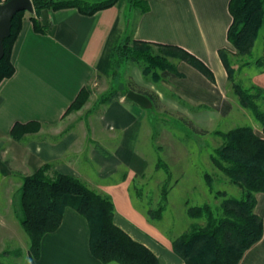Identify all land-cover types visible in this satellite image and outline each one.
Listing matches in <instances>:
<instances>
[{
	"label": "crops",
	"instance_id": "0c3cea01",
	"mask_svg": "<svg viewBox=\"0 0 264 264\" xmlns=\"http://www.w3.org/2000/svg\"><path fill=\"white\" fill-rule=\"evenodd\" d=\"M147 2L150 10L146 13L130 9L127 0H118L114 7L93 16L74 8L43 10L39 18L48 27L46 34L35 31L30 20L33 15L26 13L12 50L15 74L0 84V148L7 144L6 156H12L17 172L23 170V175L34 174L44 165L54 163L55 173L82 180L88 177L90 188L112 199L116 226L151 250L159 264H186L174 252L173 239L155 228L135 208L131 197V182L144 162L137 148L139 131L135 130L136 110L140 106L121 100L106 107L100 118L102 128L118 136V143L106 151L93 148L88 160L93 167L85 171L76 163L80 153L73 152L74 142L35 138L19 142L10 137L16 123H59L81 89L90 85L96 75H113L115 49L126 36L177 46L203 61L214 73L215 83L183 61L177 62V73H164L163 79L191 107H204L202 113L208 122L229 118L233 106L227 96L229 81L219 51L231 46L230 0ZM261 39L264 61V28ZM252 84L264 89L263 68L253 75ZM251 126L256 135L264 138L259 123ZM254 213L264 224V193L256 195ZM27 257L30 264H103L91 252L87 219L72 208L65 209L60 227L44 236L40 257L33 262L29 250ZM2 262L6 264L5 257ZM239 264H264V233Z\"/></svg>",
	"mask_w": 264,
	"mask_h": 264
},
{
	"label": "trees",
	"instance_id": "16d2710c",
	"mask_svg": "<svg viewBox=\"0 0 264 264\" xmlns=\"http://www.w3.org/2000/svg\"><path fill=\"white\" fill-rule=\"evenodd\" d=\"M117 3L118 0H33L35 14L30 20L37 33L46 34L48 27L39 18L43 10L74 8L83 15L93 16ZM127 4L130 9L142 13L150 10L147 0H127ZM229 10L232 23L228 40L237 51L249 54L264 28V0H230ZM23 15L19 13L15 16L11 36L5 41V55L0 63V84L15 74L11 56L21 31L20 18ZM164 50L178 52L181 61L199 71L210 82H216L212 70L188 51L173 45L137 41L130 36H126L115 49V68L130 62L143 64L149 69L177 73L176 67L163 59ZM224 51L220 50L219 56L228 78L232 80V70ZM257 65L264 70L263 59L258 60ZM234 88L241 105L251 112L264 132V110L260 108V104H264V89L253 85V93H250L240 85ZM132 90L136 91L134 88ZM137 92L146 95L152 102L158 98L156 95ZM90 95V86L87 85L81 89L65 114L81 109ZM119 97L117 92H113L102 103L110 105ZM189 125L192 123L189 122ZM34 126L38 128L40 123H16L10 137L20 142L25 135L35 132L32 129ZM216 154L230 165L224 169L225 174L241 188L243 195L240 200L228 201L226 217L214 216L207 206L189 209L191 219L204 220L205 223L192 224L188 232L173 240L174 252L186 264H239L244 253L263 237V220L254 213V208L256 195L264 193V138L256 135L252 126H240L225 135V144L216 150ZM21 203L24 212L21 225L30 239L29 253L33 262L40 257L44 236L55 232L61 225L65 209L72 208L87 219L91 252L103 264H159L151 250L115 225L112 199L91 190L77 177L55 173L52 167L45 165L24 178ZM1 256L0 264H4Z\"/></svg>",
	"mask_w": 264,
	"mask_h": 264
},
{
	"label": "rangeland",
	"instance_id": "374dc122",
	"mask_svg": "<svg viewBox=\"0 0 264 264\" xmlns=\"http://www.w3.org/2000/svg\"><path fill=\"white\" fill-rule=\"evenodd\" d=\"M25 18L26 13L20 18L21 23ZM261 34L262 31L249 54L240 53L232 45L224 51L232 70L227 96L233 110L227 119H215L210 123L202 113L204 107H191L178 97L163 79L164 73L170 75L172 71L149 69L143 64L128 62L115 68L110 78L96 75L89 85L91 95L81 109L65 114L55 125L32 127L35 132L23 139L74 142L73 152L80 153L76 160L78 168L89 170L93 167L88 164L93 148L106 151L118 143V136L114 137L102 128L100 118L108 106L102 103L103 100L117 92L120 97L115 101L131 103L126 94L132 88L136 92L156 95L158 98L152 102L151 108H136L137 148L144 162L142 170L131 182L130 192L135 208L165 237L177 239L188 232L192 224L205 223L204 220L191 219L189 209L207 206L214 216L226 217L228 201L242 198L241 188L225 174L224 169L230 165L216 154V150L224 146L225 135L230 131L258 123L241 105L234 86L240 85L253 93L252 77L260 71L257 61L263 55ZM163 52V59L171 66L176 67L181 61L178 52ZM261 104L260 108L264 110V104ZM6 151L5 143L0 148L1 260L5 257L6 264H30L27 257L30 239L21 225L24 218L21 187L24 178L32 174L23 175V170L17 172L12 156H6ZM46 165L53 167L54 163ZM79 180L90 188L88 177Z\"/></svg>",
	"mask_w": 264,
	"mask_h": 264
},
{
	"label": "water",
	"instance_id": "95a60500",
	"mask_svg": "<svg viewBox=\"0 0 264 264\" xmlns=\"http://www.w3.org/2000/svg\"><path fill=\"white\" fill-rule=\"evenodd\" d=\"M19 13L34 14L33 0H8L0 3V63L5 55V41L11 36L13 19ZM126 99L144 109L152 106L149 97L133 90L126 94Z\"/></svg>",
	"mask_w": 264,
	"mask_h": 264
},
{
	"label": "built area",
	"instance_id": "2783aa9c",
	"mask_svg": "<svg viewBox=\"0 0 264 264\" xmlns=\"http://www.w3.org/2000/svg\"><path fill=\"white\" fill-rule=\"evenodd\" d=\"M5 1H6V0H2V2H1V3H5Z\"/></svg>",
	"mask_w": 264,
	"mask_h": 264
}]
</instances>
